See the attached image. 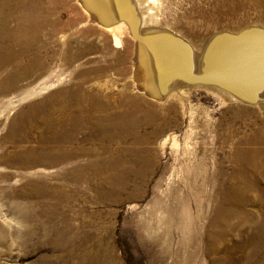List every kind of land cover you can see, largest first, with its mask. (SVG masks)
I'll return each mask as SVG.
<instances>
[{"label": "rangeland", "instance_id": "1", "mask_svg": "<svg viewBox=\"0 0 264 264\" xmlns=\"http://www.w3.org/2000/svg\"><path fill=\"white\" fill-rule=\"evenodd\" d=\"M79 1H45L60 24L55 32L44 30L28 55H20L24 49L11 36L18 24L13 12L0 35V264H247L238 248L247 230L221 239L222 225L214 220L228 208L237 216L233 224H256L249 234H262L261 180L246 207L236 199L231 204L224 187L237 188L228 179V158L237 147H252L264 128V109L225 102L201 87L161 100L144 95L133 78L134 38L124 30L123 46L116 47L111 32L91 21ZM142 1L154 16L151 30L170 32L197 50L212 36L264 27V0ZM39 47L49 55L48 71L33 68L17 81L18 57L28 63ZM100 66L106 72L92 74ZM13 80L17 84L9 86ZM80 85L110 102L120 101L128 87L145 101L141 128L135 126L122 145L110 144L122 156L116 164L107 155L106 178L92 184L64 177L71 164H44L71 138L70 147L102 150L100 134L77 135L71 116ZM61 93L72 103L67 117Z\"/></svg>", "mask_w": 264, "mask_h": 264}, {"label": "bare ground", "instance_id": "2", "mask_svg": "<svg viewBox=\"0 0 264 264\" xmlns=\"http://www.w3.org/2000/svg\"><path fill=\"white\" fill-rule=\"evenodd\" d=\"M11 1L0 0V35L8 31L7 17L14 18L13 14L9 15L13 12L18 24L11 36L15 39L16 45L24 49L20 55H28L43 37L44 30L50 29L55 32V27L57 28L60 22L52 19L55 12L54 9L44 5L46 0H14L15 3ZM80 1L90 12V20L103 25L107 31L111 32L116 47L123 46L124 30H127L134 38L133 78L136 89L144 95L161 100L166 94H172L175 90L184 91L193 87H201L219 96L225 102L255 104L264 109V91L258 94L264 89L263 35L255 31L246 32L253 28L264 30V27L250 26L239 32H225L212 36L201 50H197L194 46L175 38L170 32L151 30L149 27H151L154 16L145 8L144 1ZM244 32L247 34L242 35ZM44 48L39 47L38 55L28 63L24 62L25 59L22 56L18 57V60L23 62L18 61L17 64L19 66L17 81L29 77L33 68L41 72L48 71L49 55L43 56L46 50ZM119 54L123 55V53ZM105 69L100 66L92 74H102L106 72ZM193 73L206 74V78L204 77L205 80L196 79L192 77ZM7 84L15 86L17 82L13 80ZM123 92L124 94H120V101L110 102L100 92H87L83 90L82 85L76 86V96L74 95L73 99L75 111L71 117L77 122V135L86 132L100 134L104 143L102 150L101 147L88 148L80 143L77 147L74 146L75 148L70 147L68 143L74 144L75 141L71 138L62 141L57 150L59 154L55 159L45 157L44 164L73 165L72 170L64 177L76 182L92 184L106 178L101 174L105 167L104 164H107L106 156L111 157L116 164H118L119 156H122L118 154L116 157L117 151L112 152L111 145H122L128 136L135 134V126L139 129L142 126L143 114H140V108L145 101L139 95L132 94L128 87H125ZM61 101L62 116L67 117L71 113L68 112L70 99L61 93ZM145 120L146 117L143 124L146 123ZM137 142H140L138 137ZM250 143L252 147H237L228 158L232 170L228 179L237 188L224 187V192L231 204L233 200H237L236 206L238 207H246L247 199L260 180L264 184V128L255 138L251 139ZM80 159L84 162L80 163ZM201 160L204 162V159ZM122 167L126 169L127 166ZM124 184L126 185L127 182ZM250 215L252 213L249 212ZM219 216V222L214 220V223L222 225L221 239L231 230L238 228L247 230L248 236L245 243L238 245V248L245 251L242 263L252 264L258 261L259 264H264V257H262L264 255V213L263 220L257 225L262 233L260 237L249 234L251 229L256 228V224L252 225L253 228L252 226L247 227L248 224L241 225L231 222V219L237 217L235 211L222 208ZM227 260L229 264H236L234 260Z\"/></svg>", "mask_w": 264, "mask_h": 264}, {"label": "water", "instance_id": "3", "mask_svg": "<svg viewBox=\"0 0 264 264\" xmlns=\"http://www.w3.org/2000/svg\"><path fill=\"white\" fill-rule=\"evenodd\" d=\"M249 31L260 32L263 35V41H264V30H262L260 28H253V29H250V30H248L246 32H249ZM246 32L242 33V35H246L247 34ZM228 35H230V34H228ZM230 36L236 37V36H233V35H230ZM262 43L264 44V42H262ZM192 77H194L196 79H204L205 80L206 74L197 75V74L193 73ZM206 80H208V79H206ZM263 91H264V89L262 91L258 92V94L262 93Z\"/></svg>", "mask_w": 264, "mask_h": 264}]
</instances>
